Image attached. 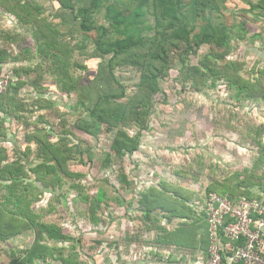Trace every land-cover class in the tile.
Listing matches in <instances>:
<instances>
[{
    "label": "trees",
    "instance_id": "trees-1",
    "mask_svg": "<svg viewBox=\"0 0 264 264\" xmlns=\"http://www.w3.org/2000/svg\"><path fill=\"white\" fill-rule=\"evenodd\" d=\"M49 1L58 9L55 17L64 18L62 22L50 20L41 5L32 0H0V16L4 13L14 16L24 32V40L14 43L0 31V74L7 73L15 79L0 96V112L19 124L23 125V120L26 123L21 134L22 149L14 146L13 156L9 157L6 149L0 147V239L13 232V235L25 230L34 233L33 242L23 256L13 257L9 264H32L35 259L85 264L76 250L79 239L74 243L63 227L44 220L33 207L42 194L60 187L66 179L84 175L70 170L67 163L76 157L82 161L84 151L88 153V161L91 160L90 142L99 134L100 126L113 132L110 153L105 157L107 167L110 155L120 158L134 155L142 141V131L149 129L154 96L161 90L160 80L174 66L179 69L178 79L187 83L191 91L204 92L223 82L236 101L264 100V68L253 66L252 76H244L241 73L244 61L230 58L233 39L252 41L261 36L255 33L246 38L245 19L234 18L228 23L224 9L230 0ZM240 1L248 5L243 12L264 18V0ZM102 10L105 23H97ZM62 23L69 25L66 31L70 36L79 32L93 45L92 58H85L83 63L74 60L76 49L70 40L63 39ZM86 43L83 40L77 49L84 51ZM203 45L208 46L207 52L191 62V56H197ZM127 66L139 72L130 94L115 76L116 68ZM39 69V75L33 78L29 75ZM26 89L37 93L29 104L33 112L30 124L25 116L28 112L19 109L23 110L25 105L19 96ZM50 92L61 96L75 94L73 104H60L69 113L77 114L72 122H65L60 115L58 118L50 115L56 104L50 99ZM131 128L136 129L134 134L129 132ZM263 128L257 127V135L252 138L257 148L252 166L220 179L212 178L204 188L206 194L263 198L252 190L256 187L264 193V140L258 132ZM7 130L1 118L0 138L7 136ZM121 177V182L130 184L124 175ZM88 200L90 219L98 224L96 212L103 199L95 195ZM197 200L202 202L196 190L164 178L140 192L137 209L144 227L156 229L155 244L149 245L155 264H182L185 255L193 251L199 253L200 264H205L208 222L205 210L196 205ZM45 209L41 207L42 211ZM133 237L139 238L138 234ZM242 243L240 239L234 245ZM233 249L227 248V255Z\"/></svg>",
    "mask_w": 264,
    "mask_h": 264
},
{
    "label": "rangeland",
    "instance_id": "rangeland-1",
    "mask_svg": "<svg viewBox=\"0 0 264 264\" xmlns=\"http://www.w3.org/2000/svg\"><path fill=\"white\" fill-rule=\"evenodd\" d=\"M32 1L41 5L44 14L53 22L60 23L64 19L55 17L58 9L49 0ZM107 7L111 8L109 5ZM246 8V3L230 0L224 9V16L228 23L234 18L245 19L246 38L255 33L261 34L260 38L252 41L233 39L231 42L230 58L244 61L241 73L250 76L254 73L253 66L264 68V18H254L250 13L243 12ZM103 13L104 10L97 15V23H105ZM68 26L67 23H62L60 28L63 39L70 40L76 49L74 60L83 63L85 58H92L93 45L79 32L70 36L66 31ZM0 31L14 43L24 40L23 28L8 13L0 16ZM83 40L87 42L86 48L80 51L77 48H80ZM207 49V45L201 46L197 56H191V62H196ZM90 64L94 65L95 62ZM23 73L28 78V74ZM39 73L40 69L30 72L29 75L33 78ZM79 73L78 69L77 74ZM138 75V70L130 66L115 69V76L126 88L127 94H130L137 83ZM44 76L49 75L44 73ZM178 77L179 69L174 66L160 80L161 90L154 96L155 104L150 112L149 129L142 131V141L134 155L122 158L110 155V165L107 167L105 157L110 153L113 132L100 126L99 134L90 142L91 160L88 161V153L84 151L81 155L82 161L76 157L67 163L70 170L82 172L84 175L73 180L66 179L60 187L42 194V199L33 207L35 212L42 214L44 220L56 222L63 227V231L74 238V243L79 239L76 250L85 264H125L127 260L132 261V256L126 255L131 243L136 248H142L138 249L140 252L137 250V259L142 260L144 252L148 255L157 234L155 228L146 230L144 227V220L137 209V200L140 192L160 178L194 189L199 194L212 178L220 179L232 171L252 166L257 153L252 138L257 135L256 128L264 126V100L251 98L236 101L223 82H218L214 88H206L205 93L194 92L187 83H181ZM20 96L19 100L24 99L22 102L25 105L23 110L19 109L28 112L25 116L30 124V114L33 112L29 104L34 97L33 93L26 89ZM75 98V94L61 96L50 92V99L56 101L50 115L57 118L60 115L66 119L65 122H72L77 114L69 113V109L60 104H73ZM80 114L82 113H78ZM18 123L13 122L14 131L9 132L8 136H13L15 143L17 142L15 146L20 150L23 138L21 134L26 123L24 120L23 125L20 122L21 127ZM129 132L134 134L136 129L131 128ZM258 132L264 140V128ZM4 144L12 155L13 143ZM29 160L33 162L34 158L30 156ZM121 175L130 182L129 185L121 182ZM95 195L103 199L96 212L100 218L98 224L91 221L88 211V199ZM41 207L46 209L42 211ZM137 234L139 238L134 240L133 235ZM177 254L180 256L179 252ZM198 254L194 251L188 253L182 264H193L194 261L200 264L202 260L198 259ZM151 257L154 255L151 254ZM57 263V260L51 259L45 264Z\"/></svg>",
    "mask_w": 264,
    "mask_h": 264
},
{
    "label": "built area",
    "instance_id": "built-area-1",
    "mask_svg": "<svg viewBox=\"0 0 264 264\" xmlns=\"http://www.w3.org/2000/svg\"><path fill=\"white\" fill-rule=\"evenodd\" d=\"M14 80L0 74V96ZM199 197L196 205L206 212L209 232L205 264H264V196L251 200L202 190ZM227 248H234L231 255Z\"/></svg>",
    "mask_w": 264,
    "mask_h": 264
},
{
    "label": "crops",
    "instance_id": "crops-1",
    "mask_svg": "<svg viewBox=\"0 0 264 264\" xmlns=\"http://www.w3.org/2000/svg\"><path fill=\"white\" fill-rule=\"evenodd\" d=\"M30 93H33L34 97L37 96V93L33 89L30 91ZM1 118L3 120H5V124L8 127V130H7V136L4 138H0V143H2V144H0V147L5 148L9 157H12L13 153H12V155L10 154L9 149L5 146L4 143H6V142L11 143L12 142L13 146H15L17 144V142L15 143L13 136H10V135L8 136V133L12 131V126H11L12 123L13 122L17 123V122L14 121L12 117L5 115V114L0 112V119ZM16 127H18V126L16 125ZM252 190L254 192L260 193L262 196H264V193H262V191L258 190L256 187L252 188ZM13 227L15 229L16 226H13ZM14 229H12V230H14ZM13 233L11 235L7 236V238H5V239H0V264H9L13 257L23 256L24 251L27 250L33 242L34 233L32 230H25V231L20 232L16 235H13ZM130 246L131 247L128 249V252L126 255L132 256V261L127 260V262L125 264H155L156 259H154V257L150 258L151 254H152L150 251H149L148 255H146V253L144 252L143 253L144 258L142 260H139L136 257H137L138 251L139 252L141 251L138 249H142V248H136V245H134V243H131ZM146 246L150 247L149 245H146ZM147 256L149 258H147ZM45 263H47V262H41V261H38L35 259L32 264H45ZM114 264H117V263L115 262ZM159 264H161V262H159ZM193 264H196V262L194 261Z\"/></svg>",
    "mask_w": 264,
    "mask_h": 264
}]
</instances>
